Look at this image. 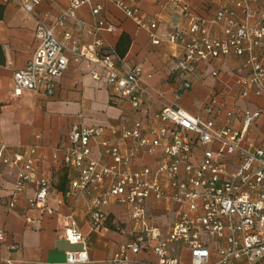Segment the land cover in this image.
Masks as SVG:
<instances>
[{
  "label": "built area",
  "instance_id": "1",
  "mask_svg": "<svg viewBox=\"0 0 264 264\" xmlns=\"http://www.w3.org/2000/svg\"><path fill=\"white\" fill-rule=\"evenodd\" d=\"M68 1L69 8L54 22L36 19L35 48L25 65L14 70L10 95L17 97L23 90L52 95L70 58L85 61L90 77H103L112 95L125 98L134 110H139L142 97L153 96V91L161 95L144 83L139 65L127 64L115 48L105 46L99 37L89 45H81L68 29L58 31L67 17L74 16L76 7L90 0ZM113 1L127 16L137 11L125 0ZM19 2L31 13L41 0ZM181 8L187 19L186 28L170 30L163 36L150 33L153 44L166 41L179 48L173 69L186 76L198 62L210 63L228 54L241 56L235 69L239 94L264 96V0H234L208 17L195 14L186 4ZM101 9L99 3L91 6L93 15ZM146 21L149 28L156 27L154 18ZM138 23L144 24L141 19ZM93 28L117 31L115 24H104L103 18L97 19ZM190 85L191 81L185 79L173 99L162 103L149 119H135L120 130L111 125L83 123H74L69 129L70 145L62 161L74 169L75 176L68 193L89 196V229L103 226L109 202L125 207L135 224L142 225L141 231L120 245L107 264H125L128 252H138L147 240L154 241L153 251L160 264H178L177 258L168 253L169 244L175 242L189 250L190 264H264V141L255 143L245 136L263 112L259 108L244 109L237 114L242 129L231 125L230 110L225 112L224 122L217 123L214 101L205 106L208 117L191 115L178 103L180 92ZM106 133L130 140V144L120 146L118 141L106 138ZM93 145L98 152L96 158L92 155ZM198 148L201 156L196 158ZM3 150L4 145L0 144V163L18 168L8 207L13 208L21 194L33 190L26 197L27 207L51 213L47 204L50 183L40 173L36 146L12 155H3ZM139 154L153 155V164L134 167ZM152 197H168L177 204L176 219L166 233L144 218L145 203ZM25 221L35 229L39 219L27 216ZM3 234L0 228V240ZM65 239L69 243L84 240L72 218ZM87 259L85 248L66 253V262ZM1 263L13 264L0 257Z\"/></svg>",
  "mask_w": 264,
  "mask_h": 264
},
{
  "label": "crops",
  "instance_id": "2",
  "mask_svg": "<svg viewBox=\"0 0 264 264\" xmlns=\"http://www.w3.org/2000/svg\"><path fill=\"white\" fill-rule=\"evenodd\" d=\"M137 8L132 16H127L113 0H90L74 9V16L67 17L63 27L81 45H89L99 37L105 46L116 47L121 34L129 38L127 51L122 56L129 65H139L144 83L153 91V96L142 97L139 110H134L122 97L113 96L103 77L95 80L88 74L85 61L70 58L63 74L58 78L55 91L46 96L31 90L13 97L10 95L12 76L22 68L35 48L34 28L37 18L54 22L63 10L69 8L68 0H41L33 12H27L19 0H0V144L4 145L3 155L14 152L26 153L30 145L36 146L40 173L50 183L47 204L51 213L28 208L26 197L33 190L21 194L13 208L8 201L14 188L18 168L0 163V228L4 234L0 240V257L10 259L13 264H107L120 245L131 240L142 225H137L129 217L125 207L109 202L105 206L107 219L102 227L90 230L86 219L85 193H68L70 181L75 176L72 167L63 163L68 148V132L72 124L114 126L117 130L130 126L135 119L150 118L160 109L162 103L173 99L185 79L191 81L188 89L180 92L178 103L189 114L208 117L205 106L214 101L217 108V123H223L225 112L233 115L230 123L242 129L241 117L244 109H261L263 114L258 122L245 131V136L255 143L264 141V96L250 94L242 97L235 82V69L241 56L228 54L210 63L198 62L190 75L182 76L175 71L180 50L174 44L161 41L151 42L150 33L163 36L173 29L186 28L187 19L182 14L181 5H188L195 14L208 17L217 8L232 5L234 0H125ZM263 0H259L262 2ZM99 3L102 7L98 15H93L91 6ZM104 24L112 23L117 31L105 29L95 31L97 19ZM154 18L156 27L149 28L147 19ZM141 19L144 24H139ZM215 71V74L212 72ZM105 137L118 141L120 146H128L130 140L106 133ZM93 157H98L92 146ZM201 156V148L195 157ZM104 161H106L104 159ZM154 156L139 154L134 167L152 165ZM175 204L170 198H149L145 203L146 222L159 227L166 233L176 219ZM38 218L37 227L30 228L25 217ZM71 218L84 240L69 243L65 233ZM153 240L145 241L138 252H128L125 264H160L153 251ZM85 248L88 259L85 262H66V253ZM168 253L177 258L178 264H190V252L177 242L169 244ZM184 256L186 260L180 263ZM4 264V263H1Z\"/></svg>",
  "mask_w": 264,
  "mask_h": 264
},
{
  "label": "trees",
  "instance_id": "3",
  "mask_svg": "<svg viewBox=\"0 0 264 264\" xmlns=\"http://www.w3.org/2000/svg\"><path fill=\"white\" fill-rule=\"evenodd\" d=\"M129 44V38L125 34H121L119 40L116 44L115 51L120 55L124 56L127 51V47Z\"/></svg>",
  "mask_w": 264,
  "mask_h": 264
},
{
  "label": "rangeland",
  "instance_id": "4",
  "mask_svg": "<svg viewBox=\"0 0 264 264\" xmlns=\"http://www.w3.org/2000/svg\"><path fill=\"white\" fill-rule=\"evenodd\" d=\"M186 260L184 259V256H182V258L180 259V263L185 262Z\"/></svg>",
  "mask_w": 264,
  "mask_h": 264
}]
</instances>
